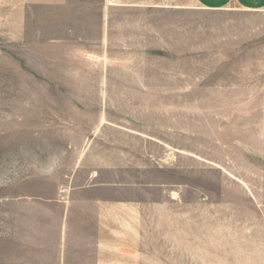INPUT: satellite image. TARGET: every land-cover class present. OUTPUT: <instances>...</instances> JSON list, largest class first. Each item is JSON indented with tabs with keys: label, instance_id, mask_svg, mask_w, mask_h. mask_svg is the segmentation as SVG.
Returning a JSON list of instances; mask_svg holds the SVG:
<instances>
[{
	"label": "rangeland",
	"instance_id": "obj_1",
	"mask_svg": "<svg viewBox=\"0 0 264 264\" xmlns=\"http://www.w3.org/2000/svg\"><path fill=\"white\" fill-rule=\"evenodd\" d=\"M10 16L0 264L77 263L62 250L86 229L51 206L98 183L148 200L101 244L110 263L264 264V8L88 0L28 10L24 28Z\"/></svg>",
	"mask_w": 264,
	"mask_h": 264
},
{
	"label": "crops",
	"instance_id": "obj_2",
	"mask_svg": "<svg viewBox=\"0 0 264 264\" xmlns=\"http://www.w3.org/2000/svg\"><path fill=\"white\" fill-rule=\"evenodd\" d=\"M87 1L88 0H0V12L5 14V16L12 15L10 16L12 20H17L18 23L14 24V27L24 28L28 10L33 11V8L36 9L37 7L46 13H50L53 11L54 6H64L66 4H80L82 6ZM192 1L195 4L210 8H221L229 5H238L247 10H259L264 8V0ZM134 2H137V0H101V3L107 7L118 4L133 5ZM16 13H20V15ZM78 13L79 10L76 8L70 20H76L78 18ZM45 19H47V16H45ZM48 19H50L49 15ZM30 20H33L32 16H30ZM142 186H140V188H142ZM119 190L123 193L126 189L124 186L123 189H119L117 185L101 183L74 186L70 188L67 196L52 204V215H64V226H75L80 228V226L83 225L86 229L84 233V243L88 245L82 250L64 248L62 250L63 260L77 261V263L74 264H81L78 263L80 260L87 262L83 264H115L110 263V249L106 246L102 248L101 244L103 242L111 243V237L117 235V229H124L125 215H148V200L143 202L142 200L126 199L124 198L125 196L119 195ZM121 233H124V231H121ZM113 239L115 240V237ZM65 251L67 252L66 254H64ZM106 261H108V263H106Z\"/></svg>",
	"mask_w": 264,
	"mask_h": 264
}]
</instances>
